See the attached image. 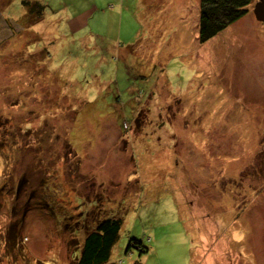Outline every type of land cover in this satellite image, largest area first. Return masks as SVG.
Returning a JSON list of instances; mask_svg holds the SVG:
<instances>
[{"label":"rangeland","instance_id":"rangeland-1","mask_svg":"<svg viewBox=\"0 0 264 264\" xmlns=\"http://www.w3.org/2000/svg\"><path fill=\"white\" fill-rule=\"evenodd\" d=\"M24 1L0 0V264H69L107 216L118 264H264L252 4L201 41L200 0Z\"/></svg>","mask_w":264,"mask_h":264},{"label":"trees","instance_id":"trees-1","mask_svg":"<svg viewBox=\"0 0 264 264\" xmlns=\"http://www.w3.org/2000/svg\"><path fill=\"white\" fill-rule=\"evenodd\" d=\"M257 1L200 0L197 20L199 39L205 41L213 37L227 25L241 18L248 11L249 5L252 4L254 7ZM24 3H28V1L25 0ZM30 6L29 11L40 13L42 10V4L37 2ZM121 227L122 219L120 217L97 218L94 226L86 230L79 250L75 254H71L69 264H118L116 261L111 260V252L119 239ZM135 246L139 249L140 255L147 252V248L143 247L141 241L135 238L129 239L126 252H129ZM134 264H140L139 260L135 261Z\"/></svg>","mask_w":264,"mask_h":264},{"label":"water","instance_id":"water-1","mask_svg":"<svg viewBox=\"0 0 264 264\" xmlns=\"http://www.w3.org/2000/svg\"><path fill=\"white\" fill-rule=\"evenodd\" d=\"M253 12L259 21L264 22V0H258L253 7Z\"/></svg>","mask_w":264,"mask_h":264}]
</instances>
